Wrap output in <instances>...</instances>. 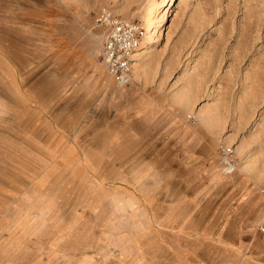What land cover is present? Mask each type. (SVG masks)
Segmentation results:
<instances>
[{"label": "rangeland", "instance_id": "1", "mask_svg": "<svg viewBox=\"0 0 264 264\" xmlns=\"http://www.w3.org/2000/svg\"><path fill=\"white\" fill-rule=\"evenodd\" d=\"M263 228L264 0H0V264H264Z\"/></svg>", "mask_w": 264, "mask_h": 264}, {"label": "built area", "instance_id": "2", "mask_svg": "<svg viewBox=\"0 0 264 264\" xmlns=\"http://www.w3.org/2000/svg\"><path fill=\"white\" fill-rule=\"evenodd\" d=\"M96 23L107 32L101 57L108 75L120 88L131 85L134 80L135 55L143 42L141 27L133 21L118 20L109 8H103L97 13ZM217 155L225 176L233 175L238 170L239 160L234 146L226 142L219 143Z\"/></svg>", "mask_w": 264, "mask_h": 264}, {"label": "bare ground", "instance_id": "3", "mask_svg": "<svg viewBox=\"0 0 264 264\" xmlns=\"http://www.w3.org/2000/svg\"><path fill=\"white\" fill-rule=\"evenodd\" d=\"M175 1V0H174ZM171 9V8H170ZM169 12H170V10H167L164 14H163V16H162V22L163 21H165L166 19H167V16H168V14H169ZM150 26L148 27V32H149V36L150 37H148L147 38V42H146V44H152L153 43V41H154V39H153V36L154 35H152L151 34V31H150ZM148 34V33H147ZM143 43V42H142ZM146 48H148V47H146ZM142 50H143V52L142 53H138L137 52V54L135 55V65H134V71H133V74H135L136 75V69H137V66L138 65H140V62H142V60H144L145 59V57H146V55H147V53H148V50L146 51V49H143L142 48ZM105 65V64H104ZM106 67V66H105ZM227 143V142H226ZM223 174V173H222ZM224 175V174H223ZM225 176V175H224Z\"/></svg>", "mask_w": 264, "mask_h": 264}, {"label": "crops", "instance_id": "4", "mask_svg": "<svg viewBox=\"0 0 264 264\" xmlns=\"http://www.w3.org/2000/svg\"><path fill=\"white\" fill-rule=\"evenodd\" d=\"M126 87H128V86H126Z\"/></svg>", "mask_w": 264, "mask_h": 264}]
</instances>
